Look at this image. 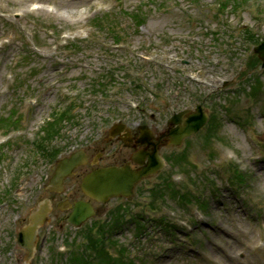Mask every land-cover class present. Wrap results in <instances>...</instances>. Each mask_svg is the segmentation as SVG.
Listing matches in <instances>:
<instances>
[{"label": "rangeland", "instance_id": "obj_1", "mask_svg": "<svg viewBox=\"0 0 264 264\" xmlns=\"http://www.w3.org/2000/svg\"><path fill=\"white\" fill-rule=\"evenodd\" d=\"M217 5L0 0V121L12 107L22 121L11 116L5 122L14 127L0 125V264H61L70 238L85 255L76 264L114 257L113 264H264V68L253 52L264 39V0ZM197 104L210 114L205 125L179 148L161 149L185 153L188 170L166 164L132 197L98 204L97 216L78 229L55 207L63 198L55 195L25 260L17 231L51 197L45 184L56 158L82 148L89 158L103 150L101 164L123 159L126 150L108 135L112 123L137 133L144 123L163 129L173 112ZM58 116L59 132L43 134L48 117ZM169 181L178 189L172 196ZM79 183L65 182L73 198L83 196ZM100 244L114 257L93 258ZM121 246L118 254L113 247Z\"/></svg>", "mask_w": 264, "mask_h": 264}, {"label": "water", "instance_id": "obj_2", "mask_svg": "<svg viewBox=\"0 0 264 264\" xmlns=\"http://www.w3.org/2000/svg\"><path fill=\"white\" fill-rule=\"evenodd\" d=\"M254 52L262 61L264 67V40L254 46ZM187 111H181L174 114L170 119V124L178 123L179 125L171 130L168 134L171 137L170 142L179 144L184 136H188L196 132L206 121V114L202 112L201 106L197 105L196 111L188 115L187 119H182V116ZM182 123V124H181ZM125 129L128 135V130L123 124H115L110 135L114 136ZM139 142H148L151 139V132L146 125L140 126ZM145 157V152L137 153L134 160L142 162ZM148 163L141 169H131L129 165L123 166H106L94 169L85 175L81 188L89 196L105 202L111 196L133 194V187L142 177L155 173L162 167V161L156 154V150L150 154ZM86 162L85 154L82 150L71 153L69 156L63 157L56 161L54 173L49 181L48 189L52 191L63 190V180L66 176L71 175L75 167ZM48 200L45 199L35 211L30 215L29 222L18 232L17 241L19 245L28 250L27 258L32 255V251L37 239V229L44 222L49 211ZM94 211L91 205L87 202L77 201L74 203L71 214L67 218V222L74 226H80L86 221Z\"/></svg>", "mask_w": 264, "mask_h": 264}, {"label": "flooded vegetation", "instance_id": "obj_3", "mask_svg": "<svg viewBox=\"0 0 264 264\" xmlns=\"http://www.w3.org/2000/svg\"><path fill=\"white\" fill-rule=\"evenodd\" d=\"M172 128H173L172 126H168L167 124H165V127L163 129L151 128L152 137H151V139L148 140V143H143V144L140 143L139 140H138L137 131H133V130L130 131V135L126 137L127 143H126L125 140H123L122 136L121 137L117 136L115 138L120 142V144L126 150V152L124 153L125 158L124 157H123V159L115 158V160H113L111 162H107L105 164H101L100 162H101L102 158L104 157V152H103V150L102 151H98V157L99 158H97V157L89 158L88 157L87 164L81 165L78 168H76L74 177L75 178H80V182H81L83 177H84V175H86V173H88L92 169L98 168L100 166H106V165H112V164L122 165V164L129 163L132 168H138L139 165L133 160V154L135 152H138L139 150H144L145 152L149 153V152L153 151V148H158V152L160 153L162 147L169 146L170 137L167 135V133ZM128 149H129V152L127 151ZM114 156L115 155H113V157ZM162 157L167 162L166 157H165L164 154L162 155ZM146 160H147V158H146ZM162 172H163V169L160 170L156 174V176L160 175ZM79 185H80V183H79ZM72 189H73V187L71 186V187H68L67 191H66V194H67L68 197H65V199L68 200V202L73 204L76 201V199L80 198V199H84L86 201L97 203L95 200H92V199L88 198L87 196H83L82 198L81 197H77V198L74 197L73 198L72 194L74 193L75 190H72ZM53 199H54V196H51V201ZM71 199H73V200H71ZM55 207H57V203H56Z\"/></svg>", "mask_w": 264, "mask_h": 264}, {"label": "trees", "instance_id": "obj_4", "mask_svg": "<svg viewBox=\"0 0 264 264\" xmlns=\"http://www.w3.org/2000/svg\"><path fill=\"white\" fill-rule=\"evenodd\" d=\"M239 2H240V0H220L219 1L220 9H224L226 7H229V6L234 5L236 3H239ZM110 17H112V16H110ZM131 17L137 25H140L143 22L141 16L138 14V12L132 13ZM65 113L66 112H64L62 115H64ZM49 124H52V123H49ZM50 127L52 128L53 125H51ZM73 258H74V260H77L78 255L74 254Z\"/></svg>", "mask_w": 264, "mask_h": 264}, {"label": "bare ground", "instance_id": "obj_5", "mask_svg": "<svg viewBox=\"0 0 264 264\" xmlns=\"http://www.w3.org/2000/svg\"><path fill=\"white\" fill-rule=\"evenodd\" d=\"M63 1V0H62Z\"/></svg>", "mask_w": 264, "mask_h": 264}]
</instances>
